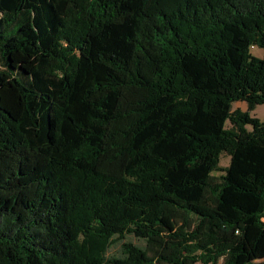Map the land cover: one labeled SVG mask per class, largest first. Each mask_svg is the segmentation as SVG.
Here are the masks:
<instances>
[{"label":"trees","instance_id":"16d2710c","mask_svg":"<svg viewBox=\"0 0 264 264\" xmlns=\"http://www.w3.org/2000/svg\"><path fill=\"white\" fill-rule=\"evenodd\" d=\"M253 47L264 0H0V264H264Z\"/></svg>","mask_w":264,"mask_h":264},{"label":"rangeland","instance_id":"374dc122","mask_svg":"<svg viewBox=\"0 0 264 264\" xmlns=\"http://www.w3.org/2000/svg\"><path fill=\"white\" fill-rule=\"evenodd\" d=\"M250 52L257 58L264 57V49L262 48L253 47ZM233 107L234 109H241L242 111H246L248 109L246 102H236L234 103ZM252 115L259 118L261 121H264V105L258 106ZM220 164L222 167H227L230 164V157L226 154H223L221 156Z\"/></svg>","mask_w":264,"mask_h":264}]
</instances>
